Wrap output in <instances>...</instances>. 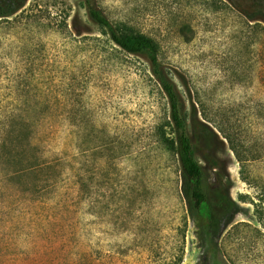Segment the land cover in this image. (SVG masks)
<instances>
[{
    "label": "rangeland",
    "instance_id": "374dc122",
    "mask_svg": "<svg viewBox=\"0 0 264 264\" xmlns=\"http://www.w3.org/2000/svg\"><path fill=\"white\" fill-rule=\"evenodd\" d=\"M25 1L0 18V264H264V23L226 0H97L157 44L208 187L239 207L214 239L157 139L146 59L79 0Z\"/></svg>",
    "mask_w": 264,
    "mask_h": 264
},
{
    "label": "trees",
    "instance_id": "16d2710c",
    "mask_svg": "<svg viewBox=\"0 0 264 264\" xmlns=\"http://www.w3.org/2000/svg\"><path fill=\"white\" fill-rule=\"evenodd\" d=\"M88 21L96 26L100 35L122 52L144 57L149 64L150 72L164 93L168 107L169 120L173 136L166 138L157 135L159 143L172 154L179 166L180 193L186 203L187 212L206 221L214 239H217L224 226L238 213L239 207L228 193L207 185L205 172L195 158V146L190 137L194 131L186 115L184 102L170 79L169 73L159 62V48L149 37L135 34L122 23L111 22L100 10L97 0H79ZM251 22L264 23V0H246L243 8L226 0ZM25 0H0V18H8L18 13L25 5ZM173 264H180L174 261Z\"/></svg>",
    "mask_w": 264,
    "mask_h": 264
}]
</instances>
